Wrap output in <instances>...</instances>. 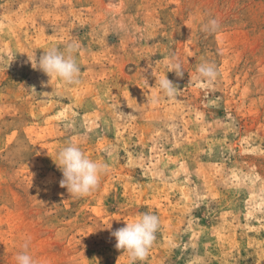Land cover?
Here are the masks:
<instances>
[{"label":"rangeland","instance_id":"1","mask_svg":"<svg viewBox=\"0 0 264 264\" xmlns=\"http://www.w3.org/2000/svg\"><path fill=\"white\" fill-rule=\"evenodd\" d=\"M68 43L77 83L32 67ZM70 142L110 169L83 198L54 161ZM146 212L135 264H264V0H0V264L27 238L37 264H131L111 233Z\"/></svg>","mask_w":264,"mask_h":264},{"label":"clouds","instance_id":"2","mask_svg":"<svg viewBox=\"0 0 264 264\" xmlns=\"http://www.w3.org/2000/svg\"><path fill=\"white\" fill-rule=\"evenodd\" d=\"M218 19H211L203 26L204 31L216 32L219 28ZM123 28V25H118ZM78 45L68 43L63 51L57 47L46 49L39 57V60L33 59L32 67L38 68L50 77L54 78L64 85H72L78 82L80 75V65L75 58ZM167 72L175 71L176 75L183 77L184 67L178 57L173 56L165 60ZM196 78L207 81L212 84L218 76L217 68L214 64L204 62L196 68ZM155 86L160 93L167 98H174L178 93V87L171 81L167 75L157 77ZM118 149L114 146L105 148L106 155L111 158ZM56 165L63 173L60 181L61 187H66L71 196L83 198L92 193L100 183L103 175L110 169L106 163L90 159L81 148L75 143H68L57 153L54 159ZM126 225L111 233L116 238L115 247L118 250L126 252L131 264L136 261H144L156 239V232L160 227L159 217L150 212H146L132 219H125ZM108 228H111L108 227ZM30 238L25 239L21 245L22 251L15 256V264H37L33 256L29 253Z\"/></svg>","mask_w":264,"mask_h":264}]
</instances>
